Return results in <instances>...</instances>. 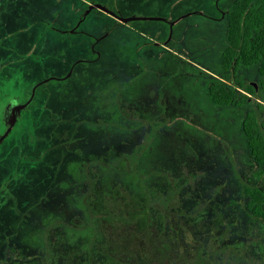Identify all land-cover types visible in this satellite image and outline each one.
<instances>
[{
    "label": "rangeland",
    "instance_id": "374dc122",
    "mask_svg": "<svg viewBox=\"0 0 264 264\" xmlns=\"http://www.w3.org/2000/svg\"><path fill=\"white\" fill-rule=\"evenodd\" d=\"M14 1L12 8L13 0H0V64L8 61L0 67V136L6 133L0 140V264L86 260L87 252L66 231L44 232L53 222L45 218L50 204L42 195L48 181L37 191L40 201L33 190L36 182L52 176L63 180L68 193L62 208L54 206L53 219L85 226L82 203L92 213L118 216L117 221L94 223L101 242L113 237L118 251L130 236H152L156 242L144 249L149 256L160 255L166 242L179 240L180 248L168 246L164 253L174 261L179 258L178 264H264V219L251 215L244 192L245 186L264 185L241 128L248 107L214 104L207 90L211 81L225 78L219 55L226 45V22L209 17L219 18L218 7L227 10L235 0ZM91 4L123 18L144 19L125 22L128 27L90 9ZM64 20L67 28L76 24L87 34L62 36ZM46 22L52 27H45ZM8 34L27 35L29 44L24 39L27 46H22L27 49L17 56L2 55L3 43L13 38ZM237 78L255 84L250 98L264 118V79L261 83L257 66H240ZM125 81L127 91L142 94L146 101L122 104L119 98L122 103L115 106L111 99L124 98L125 90L116 92L125 88ZM157 94L166 101L153 106L159 103L153 99ZM133 107L146 118L154 110L149 117L160 121L136 119L123 125L118 114L117 125L108 124L117 110L139 118ZM64 127L88 137L71 136L61 131ZM129 128H141L147 138L128 136ZM87 138L92 148L101 149L99 156ZM147 139L146 158L139 150ZM131 142L139 145L132 154V181L121 161ZM110 144L117 150L115 157L108 151ZM53 145L60 147L52 152ZM96 158L101 166L90 162ZM140 179L143 187L137 184ZM132 199L140 204L131 206ZM147 204L148 225L142 219L119 220L130 208L139 212ZM50 257L57 259L51 263Z\"/></svg>",
    "mask_w": 264,
    "mask_h": 264
},
{
    "label": "flooded vegetation",
    "instance_id": "af4514ba",
    "mask_svg": "<svg viewBox=\"0 0 264 264\" xmlns=\"http://www.w3.org/2000/svg\"><path fill=\"white\" fill-rule=\"evenodd\" d=\"M14 4H15V1L13 0L12 8H15ZM93 5L94 4H91V6H93ZM92 8H95V7H92ZM92 8H90V9H92ZM96 9H98V8H96ZM218 11H219V14H220L219 18H215V17L214 18L209 17V18L213 19L214 21H216V22H218L220 24H221V22H226V28H227V15H228L229 9L223 10L221 7H218ZM12 12H14V10ZM105 13L108 14L115 21L126 24L125 22H122V21L119 20L118 17H120V16H116L115 17V16L110 15L107 12H105ZM5 14L6 13H3L2 16H4ZM207 17H208V15H207ZM137 19H144V18L129 17V21H127V24H128V22L131 23V22H133L134 20H137ZM1 23H3V22H1ZM54 23H56V21ZM65 23H67V25ZM7 24H9V21L7 23L4 22L2 25L5 26ZM10 25H12V23ZM19 25H20L19 23H16L14 26H19ZM45 25H46L45 27H52L50 22H48V23L46 22ZM61 25H62L61 31L65 32V33H62V36H64L68 32H70L71 34H76L77 36H79V35L83 36L84 34H87V33H84L83 31H80L79 30V25H76V24H73L70 28H67L68 27V22L66 20L62 21ZM12 26H10V27H12ZM53 26H54V24H53ZM127 26L129 27V25H127ZM54 27H56V26H54ZM2 31H3V27H2ZM7 32H9V31H7ZM154 33L155 32H153L152 34H154ZM9 35L10 34L7 35L9 38H11V37H13V38H12L11 42H9V43H5L4 42L3 43L4 46L6 44L7 45L5 46V48H4L5 52L2 53V55H6L7 52H11V53L15 54V56H17V54L20 53V50L22 48L27 49V48H25L27 46V44H29L28 43L29 39H27L25 37L27 35H23L21 37L18 36V34L17 35H11V37ZM24 39L27 40V44H26V40H24ZM51 41H53V40H50V43L52 45ZM166 41H168V40H166ZM166 41H164V43ZM164 43H162V46L166 47V45ZM25 44H26V46L22 47ZM222 52H223V50L220 52V55H219V60H220V65L219 66L224 71V74L226 75L228 72L224 70V67L222 65V60H221ZM3 60L4 59H2V61ZM3 62L5 64H7L6 66H5L4 63L0 64V67H2L4 69L5 67L8 66V61H3ZM9 62H10V60H9ZM231 73H232V70H231ZM236 78H237V73H236ZM127 84H129V82L125 81L124 82L125 88H121L120 87V88H118V92H116V95H117V94H120L122 90H125L124 98H123V96L122 97L114 96L111 99L114 102L115 106L122 103V102H120V100H124L123 101L124 103H122V104H127L128 102H132L133 101L134 103L132 102L133 103L132 105H136V103H138V102L146 101V99H144L142 97L140 98V96L142 94H137L136 92L133 93L130 90L127 91V87L129 86V85L127 86ZM207 89H208V86H207ZM255 90H256V88H255ZM129 92H131V94L133 96H130ZM162 95L163 94H157V95H155L153 97L154 100L159 101V103H155L153 106H159V105L164 104V102L166 101V96H162ZM135 96H138V98H136ZM119 98H120V100H119ZM110 103H111V101H110ZM122 108H125V107H122ZM133 109H134V111L136 112V115L139 118L135 117L132 114H130V116L126 115V114H123V112L117 110V112H115L114 114L111 115L112 119L109 118L110 122H108V124L116 126L117 123H115L114 120H117V115L118 114L122 116V117H118V118L120 119V123H122L123 125H125L126 123H135L136 119H139L140 122L142 120H146L145 124L149 123L148 122L149 119H154V120L160 121V120L156 119L155 117H149L151 115H154L153 114L154 110L151 113H149L150 115L148 114L149 116H147L148 118H146V116H143V114L140 111L138 112V110L135 107H133ZM103 111H105V110L103 109ZM104 114H107V113H104ZM107 115L110 116V114H107ZM13 121L15 123L16 119L13 120ZM125 127L128 128V126H125ZM140 130H141V128L138 129V131H135V130L129 128L127 131H130L132 135L128 134V136H134L135 134H140L141 138L143 136V138L146 139L147 137H144L143 133ZM61 131L65 132V133H67V134H69L71 136H87L88 135L87 132L74 131V130H71V129L66 128V127H64L63 130H61ZM61 131L52 130V133H54V132L55 133H60ZM109 133L111 134V132H109ZM95 135H97V134L95 133ZM86 140L89 141L88 138ZM91 140L89 141V147L90 148H92V146L90 145ZM146 142H147V144L144 145V146H142L143 144H140V148L142 147L141 150L138 149L139 148L138 144H133L131 142L130 147L127 145V147L130 149L128 154L126 155V154L122 153V154H124L123 157L125 158V159H121V161L123 162V166L122 167L124 168V164H126L127 166H125V168L126 169H130V171L128 170V176H129L128 178L131 181L133 180L132 176L136 173L132 169V167L135 165V163H134L135 162V157H133L132 154L133 153L137 154L136 150H139L140 152L144 153V156H146V158H147V154H148V139L146 140ZM58 147H60V146L53 145L52 152L54 151V149H58ZM108 147H109L108 148L109 153L113 157H115V155L117 153V150L115 149V147L111 146V144L108 145ZM91 151H92L93 154H95L97 156H99L98 155L99 152L101 153V149H98V148H95V147H93L91 149ZM90 162L96 163L98 166L102 165L101 160L99 158L92 159ZM110 167H111L110 169H112V170H113V168H115L114 162L112 163V165ZM151 171H154V170H151ZM150 176L154 177L153 174L150 175ZM147 178L148 177H146V179ZM68 180H70V179H68ZM38 181H40V179ZM46 181H48V183L46 185V188H44V190H42L43 191L42 195L44 196L45 200L47 202H49L50 207L45 209L46 210L45 218L47 220H49V221L52 220L53 222H50V224L48 225V228L44 232H47V230L49 229V231H51V232L54 231L56 233H60L61 230H62V231H66L67 233H69L71 235L69 240H71L73 243H75L77 245L81 244L82 250L87 252V258H86V260H84V262H83V260L81 258H78V260H80V261L82 260V262H80V264H117V260L119 261L118 264H178L179 263V258L176 261H174L175 257H165L164 256V253H165V251H167L166 248L168 246L169 247H175L174 245H176V248L177 247L180 248L182 246L181 243L179 242V240L175 241V243L174 242H166V243L164 242L165 243L164 244V250L158 256H149V255H147V252L144 251L145 248L148 249L149 247L150 248L152 247L151 243H155L156 242V239H154V237H152V236H150V238H148V237L146 238V237H143V236L138 237L137 235L135 237L134 236L133 237L130 236L129 238H127V240H124L123 247L120 248V251H118V244H116V241H115V239L113 237H107V238L104 237L102 239V242H101V240H100L101 238L98 237V235H99L98 234V229L95 228L94 223L96 221H104V222L112 221L113 222V221H117L118 220V216H111V215H109V213H107V211H103V212H100V213L97 212L95 214V213H92L91 210L88 207H85L84 203H82V205H83V207L85 208V211H86L85 214L87 215L86 217H87V223L88 224H86L85 226H83L81 228L80 227H74L72 224H67V222H65L62 218L53 219L52 213L54 211V206H60L62 208V206H63L62 204H64L63 203L64 199L66 197H68V193L66 192V189L64 188L65 186H64V182H63L62 179H59L58 177L54 178L53 176L51 178H43L40 182H38V183L36 182V184H35L36 188L33 190V192L36 190V192H34L33 196L34 195L36 196V200L37 201L41 200V196L38 194L37 191H41V189L43 188L41 186L45 185ZM138 181H139V182H137L138 186L140 184V186L143 187V183H142L143 180L140 179ZM69 183H71L73 185V181H71ZM69 183H68V186H69ZM67 191H68V189H67ZM143 192H145L144 189H143ZM134 198H136V197L134 196ZM59 202H60V204H58ZM136 202L138 204H140L139 201H137L135 199H132L131 200V206H132V204H135ZM51 206H53L52 209H51ZM47 209H48V211H47ZM135 210H134V208H130L126 212V213H128L126 215V218L124 217V215H122V218H120L119 220H122L124 222H126V220H127V223H133V219H134V220H136V223H139L138 219H142L144 221L143 224L148 225L147 222L150 221L149 219H150V216H151L148 204L146 205L145 209L144 208H140L138 210L139 212H136ZM29 211H31V210H29ZM152 223H154V221H152ZM141 227H142V225L141 226L138 225V228L140 230H141ZM154 231L155 232H159L160 230H159V228H156ZM70 232L76 233V235L73 236ZM159 237L162 238V235L159 234ZM57 238H59V236L55 235V240H57ZM161 242H163V240ZM162 246H161V248H162ZM118 253L126 254V256L119 257ZM56 259L57 258H55V257H50V261H48V262L53 263V261L56 260ZM196 263L197 262H194L193 264H196ZM20 264H25V262L20 263Z\"/></svg>",
    "mask_w": 264,
    "mask_h": 264
},
{
    "label": "trees",
    "instance_id": "16d2710c",
    "mask_svg": "<svg viewBox=\"0 0 264 264\" xmlns=\"http://www.w3.org/2000/svg\"><path fill=\"white\" fill-rule=\"evenodd\" d=\"M225 41L221 60L228 73L224 80H213L209 83L208 95L217 105L248 107L241 128L249 153L260 168L257 174L264 179V118L258 115L252 105L250 95L255 94V87L236 78L240 66H257V74L260 82H263L264 0H235L230 5ZM244 192L249 196L247 205L251 215L264 219V185L245 186Z\"/></svg>",
    "mask_w": 264,
    "mask_h": 264
},
{
    "label": "water",
    "instance_id": "95a60500",
    "mask_svg": "<svg viewBox=\"0 0 264 264\" xmlns=\"http://www.w3.org/2000/svg\"><path fill=\"white\" fill-rule=\"evenodd\" d=\"M92 7L98 8V9H100V10H102V11H104V12H107V13H109L110 15L116 17V15H115L113 12L109 11L108 9H106L105 7H103V6L99 5V4H94L93 6H90V8H92ZM118 18H119V20L122 21V22H127V21H129V18H123V17H118ZM251 84L255 87V84H254V83H251ZM255 88H256V87H255ZM13 123H14V122H13ZM10 129H11V126L7 128V131L10 130ZM5 135H6V133H5L3 136H0V140H1L2 138H4Z\"/></svg>",
    "mask_w": 264,
    "mask_h": 264
}]
</instances>
